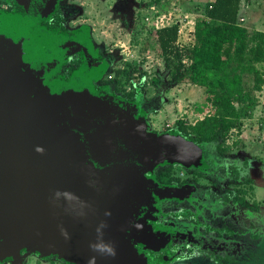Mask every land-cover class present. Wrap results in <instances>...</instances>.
Wrapping results in <instances>:
<instances>
[{
	"label": "flooded vegetation",
	"instance_id": "obj_1",
	"mask_svg": "<svg viewBox=\"0 0 264 264\" xmlns=\"http://www.w3.org/2000/svg\"><path fill=\"white\" fill-rule=\"evenodd\" d=\"M66 3L0 0V186H14L11 197L8 188L0 190V201L16 197L19 192L15 186H42V150L38 149L42 147L43 117L36 110L28 111L27 100L19 94L33 90L20 85L27 75L42 78L50 88L66 90L78 80L90 93H106L130 108L114 96L110 88L114 78H105L103 54L86 44L81 31L70 28ZM11 19L18 23L9 22ZM134 121L145 129L141 120ZM226 148L224 154L216 151L227 156L224 164L215 165L211 158L189 175V169L179 171L177 165L170 164L147 172L146 177L147 165L135 159L127 168L130 182L118 186L121 213L105 211L113 225L101 219L109 246L127 243L128 257L134 264H221L224 257L236 264L244 234L253 228L264 229L263 202L257 196L247 197L248 190L254 192L253 187L255 192L264 187V174L257 177L255 160L244 148L234 152L227 144ZM234 168L238 172L232 173ZM230 181L234 186H227ZM112 232H116L115 242L110 240ZM59 249L45 253L56 254ZM19 251L6 257L0 254V264H23L25 254L46 262L41 252ZM60 257L68 259L64 248Z\"/></svg>",
	"mask_w": 264,
	"mask_h": 264
},
{
	"label": "water",
	"instance_id": "obj_2",
	"mask_svg": "<svg viewBox=\"0 0 264 264\" xmlns=\"http://www.w3.org/2000/svg\"><path fill=\"white\" fill-rule=\"evenodd\" d=\"M41 79L27 75L20 85L33 90L19 94L28 111L43 117L42 186H15L16 197L1 199L0 254L64 248L86 262L99 252L101 219L113 225L105 211L121 213L118 186L130 182L128 166L172 156L179 139L147 133L134 123L131 108L106 93H90L78 80L66 90ZM5 188L11 197L14 186Z\"/></svg>",
	"mask_w": 264,
	"mask_h": 264
},
{
	"label": "rangeland",
	"instance_id": "obj_3",
	"mask_svg": "<svg viewBox=\"0 0 264 264\" xmlns=\"http://www.w3.org/2000/svg\"><path fill=\"white\" fill-rule=\"evenodd\" d=\"M66 1V5L69 6L67 18L70 28L81 31L86 44L98 54H103L102 59L107 63L105 78L110 76L114 78L110 87L114 96L126 101L131 108L132 118L141 120V124L148 132L158 136L172 135L177 120H186L193 124L203 118V115L195 111V105L202 103L205 99V88L190 83L174 84L149 32L155 28V24H158L165 10L170 13L168 17H162L160 25H172L177 20L184 19L183 26H188L187 19H194L192 31H189L187 27L183 28V32L188 34L187 38L189 35L193 38L192 42L188 45L181 43L182 46L192 47L195 42V20L205 14L207 4L213 0ZM148 18H150L149 21ZM242 18L241 24L251 31L264 29V0H242ZM185 62L188 63V60ZM244 82L252 86L253 76L246 75ZM258 95L257 107L253 114L243 118L242 132L239 133V130L234 129L229 134L227 142L230 152L241 147L245 149V153L249 154V158L250 155L253 157L257 177L264 174L260 172L264 169V94ZM209 110L205 108V113ZM136 114H139V117ZM176 143V153L147 166L144 176L148 177L147 172L151 174L155 168L170 164L177 165L179 171L186 172L188 171L186 169H189L187 174L189 175L208 159L214 158L215 165L218 166L226 162L227 156L218 155L214 146L198 148L194 143L181 139L176 140ZM234 157L230 156V160ZM223 170L224 174L225 170ZM235 171L238 172L237 168L232 169V173ZM174 173L177 174V172ZM227 186H234L233 182ZM253 189L252 193L248 190V199H254V196H257L258 200L261 199L260 201L263 202L264 209V187H258L256 192L254 187ZM118 220L117 218L116 221L119 222ZM249 223L246 221V224ZM112 233L110 240L115 242L116 232ZM240 244L237 249L236 264H264V229L262 231L253 228L251 232H246ZM59 250L55 252L56 254L51 251L46 253L44 263L25 254L23 264H67L68 259L60 257L63 248H61L62 251ZM222 259L221 264H234L232 258ZM112 261L114 264H122L117 252L108 253L89 264H111ZM126 264H134V260L127 257ZM195 264H198L197 261ZM199 264L208 263L201 261Z\"/></svg>",
	"mask_w": 264,
	"mask_h": 264
},
{
	"label": "trees",
	"instance_id": "obj_4",
	"mask_svg": "<svg viewBox=\"0 0 264 264\" xmlns=\"http://www.w3.org/2000/svg\"><path fill=\"white\" fill-rule=\"evenodd\" d=\"M241 19L242 0H213L205 14L196 18L192 47L179 43L178 23L149 32L174 84L190 83L206 91L203 102L195 105L203 118L193 124L177 120L173 134L164 136L190 141L198 148L211 145L224 154L229 134L234 129L242 132L243 118L253 114L264 88V31H251ZM246 75L253 76L252 86L244 82ZM205 108L210 110L205 113ZM99 226V252L86 262L68 256V264H89L112 252L118 253L122 264L127 263L128 244L109 246L101 221Z\"/></svg>",
	"mask_w": 264,
	"mask_h": 264
},
{
	"label": "crops",
	"instance_id": "obj_5",
	"mask_svg": "<svg viewBox=\"0 0 264 264\" xmlns=\"http://www.w3.org/2000/svg\"><path fill=\"white\" fill-rule=\"evenodd\" d=\"M169 13L170 12H168V11H163L162 12V14H163V16H166V17H168V15H169ZM187 17V16H186ZM188 21V26H183V23H184V19L182 20H177L175 23H178L179 25H180V33H179V43L181 44V43H184L185 45H188V44H190V42H192V40H193V38H190V35H189V38H187L188 36V34L186 35L184 32H183V28L184 27H187L188 29H189V31H192V29H193V24H194V19H191L190 20V18L189 19H187ZM196 21V20H195ZM174 23V24H175ZM185 24V23H184ZM260 24H262V23H260ZM171 24H169V25H167V26H170ZM258 31H264V29H257ZM194 31V30H193ZM191 37H192V35H191ZM189 39V40H188ZM191 40V41H190ZM262 69H263V71H264V65L262 66ZM260 93H263L264 94V88H263V90L260 92ZM259 93V94H260ZM258 99H259V95H258Z\"/></svg>",
	"mask_w": 264,
	"mask_h": 264
},
{
	"label": "built area",
	"instance_id": "obj_6",
	"mask_svg": "<svg viewBox=\"0 0 264 264\" xmlns=\"http://www.w3.org/2000/svg\"><path fill=\"white\" fill-rule=\"evenodd\" d=\"M164 17V16H162ZM162 17H160V20L158 22V24H155L154 27L157 28V29H160V28H163V27H167V25H160V23H162ZM166 17V16H165ZM148 21L150 20V18L147 19ZM243 21V18L241 19ZM161 21V22H160Z\"/></svg>",
	"mask_w": 264,
	"mask_h": 264
}]
</instances>
